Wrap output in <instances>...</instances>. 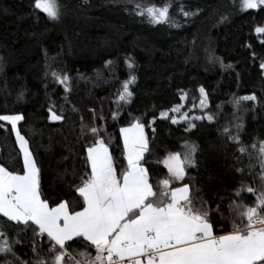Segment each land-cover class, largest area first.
<instances>
[{"label":"trees","instance_id":"trees-1","mask_svg":"<svg viewBox=\"0 0 264 264\" xmlns=\"http://www.w3.org/2000/svg\"><path fill=\"white\" fill-rule=\"evenodd\" d=\"M60 2L63 14L53 21L35 9V0H0V115L24 116L18 128L41 169V190L50 203L74 196L69 188L79 183L74 173L90 171L86 148L92 140L90 133L81 135L82 123L102 129L122 170L120 164L126 166V161L120 130L140 119L149 145L143 163L152 181L167 176L157 160L182 151L185 140L194 142L199 146L198 167L188 169L191 183L201 189L209 207L220 204L227 214L241 180L251 186L259 183L253 179L258 167L253 176L236 171L243 167L249 172V157L222 133L225 127L231 134L238 132L246 146L264 141V34L256 32L264 27V7L242 10L241 0ZM165 3L171 4V23L153 24L137 15V4L146 8ZM181 4L196 14L184 16ZM53 72L70 77V92L55 82ZM130 72L136 77L130 85L131 103L118 102ZM201 87L207 94L203 110ZM252 95L255 101H242L237 108L235 100ZM177 105L190 116L212 114L214 122L196 121L197 127L186 132L184 121L172 124L161 118L167 112L179 120V113L171 111ZM49 108L64 119L51 120ZM114 113H119L116 119ZM0 124V163L19 171L22 153L14 131L7 122ZM237 124L242 127L237 129ZM243 196L253 203L252 194ZM20 239L16 252L28 260L34 237L21 233Z\"/></svg>","mask_w":264,"mask_h":264},{"label":"snow or ice","instance_id":"snow-or-ice-1","mask_svg":"<svg viewBox=\"0 0 264 264\" xmlns=\"http://www.w3.org/2000/svg\"><path fill=\"white\" fill-rule=\"evenodd\" d=\"M34 7L53 21H59L63 14L60 0H35ZM170 7L169 3L146 8L136 5L137 15L153 24L171 23ZM179 7L186 17L196 14L184 11L183 4ZM261 7L264 0H241L242 10ZM256 32L264 34V27H257ZM128 67L132 69L133 63ZM129 75L130 79L122 83L118 102L131 103L130 85L136 77L131 72ZM52 76L66 93L71 91L70 77L56 72ZM199 91L203 110L207 94L202 87ZM255 100L254 95L242 96L234 103L239 108L242 101ZM180 107L171 109L179 113V120L167 112H162L161 118L170 119L172 124L184 121L186 132L197 127L196 121L214 122L212 114L190 116L180 112ZM90 111L95 119V110ZM49 112L51 120L64 119L52 108ZM118 115L114 113L112 118ZM22 120L21 114L0 115V121L11 125L22 153L19 171L0 163V264H264V141L259 146H246L238 132L231 134L229 128L223 129L222 134L237 145L236 150L249 157V172L245 173L243 167L236 171L253 176V170L259 168L253 176L259 183L251 186L241 180L226 214L220 204L209 207L200 195L201 189L191 183L188 169L198 167L199 146L194 142L185 140L182 151L169 152L157 160L167 169V176L154 183L143 163L149 145L140 119L120 130L126 161V166L120 164L122 170H118L102 138V129L82 123L81 135L91 134L92 142L86 148L90 171L74 173L79 183H70L69 188L75 195L61 198L53 206L41 190V169L29 141L18 128ZM244 193L254 197L251 205ZM228 224L230 230L225 231ZM29 232L34 237L30 241L33 256L25 260L17 254L16 245L23 243L21 233Z\"/></svg>","mask_w":264,"mask_h":264},{"label":"rangeland","instance_id":"rangeland-1","mask_svg":"<svg viewBox=\"0 0 264 264\" xmlns=\"http://www.w3.org/2000/svg\"><path fill=\"white\" fill-rule=\"evenodd\" d=\"M262 64H264V62L262 63ZM263 72H264V68H263ZM180 110H181V108H180ZM175 114H177L178 115V113L177 112H174ZM179 118V117H178ZM4 122H6V121H4ZM19 124V123H18ZM14 134H15V132H14ZM29 146V145H28ZM30 149V148H29Z\"/></svg>","mask_w":264,"mask_h":264}]
</instances>
